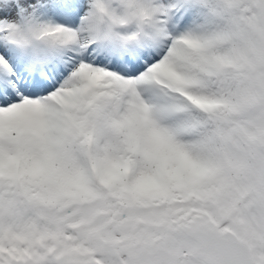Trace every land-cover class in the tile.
Instances as JSON below:
<instances>
[{
  "label": "snow or ice",
  "instance_id": "obj_1",
  "mask_svg": "<svg viewBox=\"0 0 264 264\" xmlns=\"http://www.w3.org/2000/svg\"><path fill=\"white\" fill-rule=\"evenodd\" d=\"M0 264H264V0H0Z\"/></svg>",
  "mask_w": 264,
  "mask_h": 264
}]
</instances>
